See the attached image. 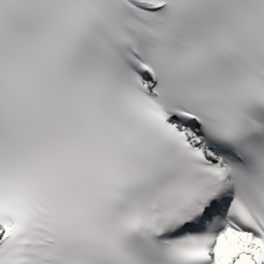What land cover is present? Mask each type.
Here are the masks:
<instances>
[{
	"label": "snow or ice",
	"instance_id": "6c2138e0",
	"mask_svg": "<svg viewBox=\"0 0 264 264\" xmlns=\"http://www.w3.org/2000/svg\"><path fill=\"white\" fill-rule=\"evenodd\" d=\"M0 264H264V0H0Z\"/></svg>",
	"mask_w": 264,
	"mask_h": 264
}]
</instances>
